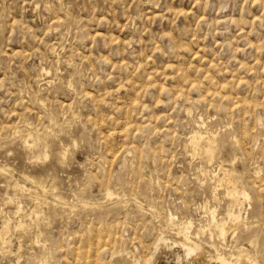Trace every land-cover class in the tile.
Masks as SVG:
<instances>
[{
    "label": "rangeland",
    "instance_id": "1",
    "mask_svg": "<svg viewBox=\"0 0 264 264\" xmlns=\"http://www.w3.org/2000/svg\"><path fill=\"white\" fill-rule=\"evenodd\" d=\"M4 225L0 264H264V0H0Z\"/></svg>",
    "mask_w": 264,
    "mask_h": 264
},
{
    "label": "bare ground",
    "instance_id": "2",
    "mask_svg": "<svg viewBox=\"0 0 264 264\" xmlns=\"http://www.w3.org/2000/svg\"><path fill=\"white\" fill-rule=\"evenodd\" d=\"M43 71H44V73H45V69L43 68ZM198 125V124H197ZM202 126H204V122H203V120L201 121V124H199V126L198 127H202ZM204 133V132H203ZM211 133V132H210ZM209 133V134H210ZM204 134H206V133H204ZM208 136V135H207ZM38 138V137H37ZM37 138H34V140L35 139H37ZM204 138H206V136L204 137L203 135H202V132H200V131H195L194 132V134L190 137V144L193 146V149L195 148L196 150L199 148V146H200V141L202 140H205ZM218 137H217V135H213L212 137H208V144L206 145V146H208V148L207 149H204V150H207L208 151V156L210 157L211 155H209L210 153L209 152H212L213 150H212V147H213V145H215V144H217L218 143V139H217ZM33 139V138H32ZM207 140V139H206ZM205 140V141H206ZM38 141V140H37ZM38 143V142H37ZM207 143V142H206ZM203 145V144H202ZM201 145V146H202ZM218 145V144H217ZM222 145V144H221ZM35 146H37L38 147V145H35ZM189 146V145H188ZM205 146V145H204ZM203 147V146H202ZM204 148V147H203ZM194 149V150H195ZM200 149V148H199ZM202 149V148H201ZM217 150H218V148H217ZM41 151V150H40ZM39 151V152H40ZM47 151V150H46ZM45 151V152H46ZM68 151H69V149L68 148H64V150L61 152V153H59V155H60V157L62 158V159H65L66 158V156H67V154H68ZM191 151H193V150H191ZM199 151H201L202 152V150H199ZM198 150H197V152H199ZM213 152H215V151H213ZM205 153H206V151H205ZM218 153V152H217ZM37 154V156H38V152L36 153ZM36 154H35V158L37 157L36 156ZM207 154V153H206ZM212 154V153H211ZM216 154V153H215ZM44 155V154H43ZM213 155V154H212ZM40 157H41V154H40ZM49 157V153L47 152V153H45V155H44V157H43V159L44 160H46L47 158ZM38 158V157H37ZM36 158V159H37ZM211 158H213V157H211ZM39 159V158H38ZM41 159H42V157H41ZM223 164V163H222ZM221 164V165H222ZM224 165V164H223ZM221 167V166H220ZM223 168V167H222ZM224 169V168H223ZM229 170V169H228ZM221 171V170H220ZM226 171V170H225ZM233 172V171H232ZM221 173H223L222 171H221ZM231 173V172H230ZM217 175H219V174H217ZM215 176V175H214ZM220 176H222V175H220ZM233 176H234V174L232 175V174H228V173H225V176H224V179H226L227 181H229V183H231V185L233 186V189L231 190V191H229V195H231V197L233 196V199L235 198L236 199V201H238V202H240V200L241 199H244V200H249L250 201V194L246 191V189H242V188H240L241 187V185H240V187L238 186V184H237V181L233 178ZM219 177V176H218ZM235 177V176H234ZM24 178H26V177H24ZM32 177H30V179H31ZM35 178V177H34ZM218 179H220V178H218ZM27 180H28V177H27ZM31 181H34V179L33 180H31ZM222 181H223V179H222ZM36 182V181H35ZM39 182V181H38ZM217 183H218V180L216 181ZM220 182V181H219ZM228 183V184H229ZM222 184V183H221ZM220 184V185H221ZM31 185H33V184H31ZM218 185V184H217ZM25 186V185H24ZM223 186V185H222ZM18 187V186H17ZM16 187V188H17ZM19 187H21V186H19ZM26 188V187H25ZM43 188V187H42ZM45 188V187H44ZM22 189V188H21ZM20 189V190H21ZM216 189V188H215ZM23 190V189H22ZM25 190V189H24ZM23 190V191H24ZM26 190H27V188H26ZM25 190V191H26ZM30 190V189H29ZM28 190V191H29ZM106 196H107V198L108 199H111L113 196H114V194H113V191H111V190H107V192H106ZM7 197H8V195H7ZM11 197V196H10ZM230 197V198H231ZM14 198V197H13ZM9 199V198H8ZM10 199H12V198H10ZM9 199V200H10ZM235 199H234V201H235ZM8 200V201H9ZM15 200V199H14ZM11 201V200H10ZM9 201V202H10ZM12 201H13V199H12ZM138 201V200H137ZM241 201H243V200H241ZM88 202V201H87ZM86 202V203H87ZM139 202V201H138ZM83 203V205L85 204L84 203V201L82 202ZM136 204H137V202H135ZM243 203V202H242ZM235 204V203H234ZM240 204H241V202H240ZM19 205V204H18ZM20 205H22V204H20ZM86 205V204H85ZM236 205V204H235ZM86 206H88V205H86ZM137 206H138V204H137ZM140 206V205H139ZM241 205H239L238 207H240ZM18 207V206H17ZM238 207H237V209H238ZM140 208H142V207H140ZM233 208H235V206L233 207ZM22 210V209H21ZM242 211V210H241ZM241 211L239 210V211H236V210H234V209H232V208H229V210H228V212H227V220L226 219H219V220H217L216 219V216L215 215H213V217H211L212 218V222L211 223H213V225L216 227V230H217V236H218V238L217 239H219V240H223V241H225L226 240V236L228 235V231H230L229 229L231 228V231H232V227L233 226H235V225H237V223H239L241 220H244V219H242V213H241ZM213 214V213H212ZM171 216V219H169V220H172V222H174V220H175V217L173 216V215H170ZM244 217V216H243ZM171 222V223H172ZM173 224H175V223H173ZM183 224V223H182ZM188 224V226L186 225V229H183V230H181L180 231V233H183V241L182 242H180L179 244L184 248V250H185V253H186V256L187 257H190V256H192V255H194L196 252H198L200 249H201V247H202V244H201V241H197L199 238H198V235L196 234V237L198 238L197 240H195V238H193V237H195V236H191L190 234H189V231H188V228H190V226L192 225V221L190 220V222H188L187 223ZM210 224V223H209ZM176 226H178L179 224H175ZM185 224H183L182 226H184ZM212 225V224H211ZM210 225V226H211ZM240 225V224H239ZM239 225H237L238 227H239ZM193 226V225H192ZM208 226V225H207ZM235 227L236 229L238 228V227ZM3 227H5L4 228V230L2 231V230H0V237L2 236L3 237V234L4 233H7L8 231H9V226L7 225V226H3ZM2 227V228H3ZM180 227V226H179ZM182 228H184V227H182ZM181 228V229H182ZM209 228V227H208ZM207 228V229H208ZM191 229V228H190ZM201 230H202V228H201ZM235 230V229H234ZM205 231H206V229H205ZM205 231H204V229L202 230V232H204L205 233ZM230 231V232H231ZM178 232H179V230H178ZM216 232V231H215ZM211 233V232H210ZM233 233V232H232ZM234 233H235V231H234ZM178 234V233H177ZM191 234H192V232H191ZM215 234V233H214ZM6 235V234H5ZM179 235V234H178ZM181 235V234H180ZM182 237V236H181ZM210 237H212L213 238V234H210ZM4 239V238H3ZM0 240H1V238H0ZM160 240H162V239H160ZM159 240V241H160ZM2 241V240H1ZM5 243H7V242H5ZM224 244H225V242H224ZM215 245V244H214ZM214 245H213V247H214ZM226 245V244H225ZM222 246V245H221ZM224 247H221V249H223ZM216 251H217V255L214 257L215 258V262L217 263V264H243V261L244 260H248V261H250L252 264H258V263H255V261H251L250 260V254L249 253H246V251H245V249L244 248H241V249H239L238 251H236L237 253H231V254H229V255H227L226 253H224V252H222V251H219L218 249H215ZM248 252V251H247ZM249 254V255H248ZM213 259V258H212ZM211 259V260H212ZM253 260V259H252ZM247 261V262H248ZM150 262V261H149ZM151 264V263H150ZM249 264V263H248Z\"/></svg>",
    "mask_w": 264,
    "mask_h": 264
}]
</instances>
